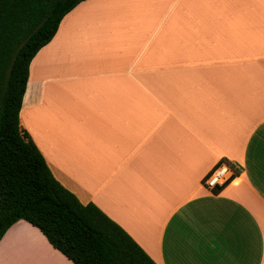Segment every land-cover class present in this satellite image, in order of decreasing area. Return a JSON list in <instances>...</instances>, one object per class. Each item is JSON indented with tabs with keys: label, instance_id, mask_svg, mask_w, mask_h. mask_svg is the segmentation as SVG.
Wrapping results in <instances>:
<instances>
[{
	"label": "crops",
	"instance_id": "1",
	"mask_svg": "<svg viewBox=\"0 0 264 264\" xmlns=\"http://www.w3.org/2000/svg\"><path fill=\"white\" fill-rule=\"evenodd\" d=\"M19 123L157 264H264V0H83L32 58ZM238 174L219 191L205 175ZM0 264H74L25 220Z\"/></svg>",
	"mask_w": 264,
	"mask_h": 264
},
{
	"label": "trees",
	"instance_id": "2",
	"mask_svg": "<svg viewBox=\"0 0 264 264\" xmlns=\"http://www.w3.org/2000/svg\"><path fill=\"white\" fill-rule=\"evenodd\" d=\"M81 1L0 0V239L25 220L74 264H157L97 205L82 203L54 177L19 123L32 58Z\"/></svg>",
	"mask_w": 264,
	"mask_h": 264
},
{
	"label": "built area",
	"instance_id": "3",
	"mask_svg": "<svg viewBox=\"0 0 264 264\" xmlns=\"http://www.w3.org/2000/svg\"><path fill=\"white\" fill-rule=\"evenodd\" d=\"M238 169L235 163L222 160L205 175L203 183L207 188L213 189L216 186L222 185L234 175Z\"/></svg>",
	"mask_w": 264,
	"mask_h": 264
},
{
	"label": "rangeland",
	"instance_id": "4",
	"mask_svg": "<svg viewBox=\"0 0 264 264\" xmlns=\"http://www.w3.org/2000/svg\"><path fill=\"white\" fill-rule=\"evenodd\" d=\"M227 161V160H226ZM231 162V161H230ZM235 175V174H234Z\"/></svg>",
	"mask_w": 264,
	"mask_h": 264
}]
</instances>
